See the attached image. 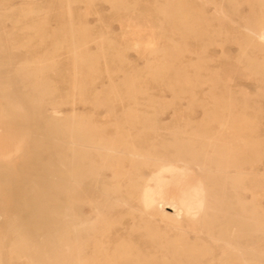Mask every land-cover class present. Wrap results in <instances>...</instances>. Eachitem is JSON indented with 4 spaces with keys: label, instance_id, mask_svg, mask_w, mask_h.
Here are the masks:
<instances>
[{
    "label": "rangeland",
    "instance_id": "rangeland-1",
    "mask_svg": "<svg viewBox=\"0 0 264 264\" xmlns=\"http://www.w3.org/2000/svg\"><path fill=\"white\" fill-rule=\"evenodd\" d=\"M89 2L0 0V119L11 118L26 129L17 153L5 161L8 170L0 169V264H29L15 246L10 220L33 232L36 218L52 211L70 213L71 208L88 220L96 218L99 190L88 188L83 199L81 191L73 198L66 187L37 184L50 180L49 174L61 175L59 162L69 158L66 129L73 121H89L110 137L134 117L139 127L145 120L156 127L212 130L227 120L248 123V144L255 150L246 165V220L251 226L264 222V50L248 47L243 30L254 13L264 16V1L250 6L246 0H188L202 26L189 29L161 10L168 0H125L123 11L109 10L105 0ZM216 8L225 18L216 16ZM207 21L210 29L203 27ZM166 212L172 215V208ZM55 214L51 218L60 220ZM116 219V240L158 264L171 260L141 231L128 233L129 216ZM63 227L51 228L49 239L56 245V231ZM166 229L177 236L174 227L159 224V230ZM185 236L195 242L190 230ZM248 244L253 254L264 252L263 237H251ZM256 260L264 262V255Z\"/></svg>",
    "mask_w": 264,
    "mask_h": 264
},
{
    "label": "bare ground",
    "instance_id": "bare-ground-1",
    "mask_svg": "<svg viewBox=\"0 0 264 264\" xmlns=\"http://www.w3.org/2000/svg\"><path fill=\"white\" fill-rule=\"evenodd\" d=\"M105 1L110 4L109 10L127 8L125 0ZM252 1L246 0L249 4ZM255 1L260 4L264 0ZM28 8L31 9L30 5ZM161 10L167 17L177 18L184 29L202 27L188 0H168ZM214 13L225 18L221 9L216 8ZM205 23L203 27L210 29V22ZM243 30L248 47L264 50V16L254 13ZM72 53L76 59L81 57L76 49ZM147 122L139 127L135 117L124 120L115 127L114 137L89 121L70 123L66 129L69 158L66 163L59 162L61 175L49 174L50 180L37 184L66 187L73 198L80 196L81 191L83 199L87 198L88 188L99 190L94 207L96 218L88 220L69 208L70 213L55 211L61 219L54 220L52 211L46 217L36 218L33 232L23 230L25 223L10 220L8 224L17 236L15 246L23 249L29 264H158L139 251L134 252L129 242L112 237L120 232L114 228L117 216L121 221L129 216V234L141 231L156 244V249L168 251L171 260L164 258L160 264H203L204 260L206 264H264L255 261L264 252L253 254L248 244L251 237L264 240V222L251 226L246 220V165L249 152L255 150L248 144L246 133L251 130L248 123L227 120L212 130L156 127ZM0 125V169L6 171L5 161L17 153L16 144L26 129L11 118L0 119ZM232 196L236 198L235 204ZM233 205L237 207L236 216L232 213ZM169 208L172 215L166 212ZM59 223L64 229L56 231L59 236L56 245L49 238L51 228ZM160 223L174 227L177 236H170L167 229L159 230ZM45 226L47 229L43 230ZM189 230L195 237L192 244L185 236ZM61 236L66 237L65 241ZM200 241L202 244L197 245Z\"/></svg>",
    "mask_w": 264,
    "mask_h": 264
}]
</instances>
